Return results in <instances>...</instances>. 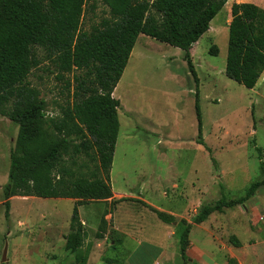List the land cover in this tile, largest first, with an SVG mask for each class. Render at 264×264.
Masks as SVG:
<instances>
[{
  "label": "rangeland",
  "instance_id": "rangeland-1",
  "mask_svg": "<svg viewBox=\"0 0 264 264\" xmlns=\"http://www.w3.org/2000/svg\"><path fill=\"white\" fill-rule=\"evenodd\" d=\"M259 1L255 4L263 6ZM227 8L211 21L209 33L201 36L191 53L199 82L201 134L210 154L195 142V85L183 61V52L138 36L114 90L116 94L112 95L119 101V130L109 177L116 195L138 198L162 211L173 206L179 212L186 209L187 201L214 203L220 198V187L228 199L238 198L250 183L263 179L259 157L264 163V73L251 90L225 76L226 25L230 21L229 17L225 25ZM108 18L107 6L100 0H88L80 29L90 31ZM212 46L218 49L216 56L209 54ZM37 56L40 64L27 80L45 101L46 118H59L61 108L70 101L68 82L72 81V74L59 77L55 65L41 50ZM16 135L17 127L0 115L1 189L7 182ZM167 163L175 164L176 171L168 170ZM1 189L0 264L5 246L6 264H66L59 240L69 233L73 203L67 199L15 198L10 201L6 220ZM193 208L188 206V212ZM107 212L129 234L115 250L111 240L116 237L109 234L112 222L105 226L103 238L96 237L101 218ZM79 218L86 234L81 250L87 257L86 264H107L106 259L117 260V264H128L130 260L142 264L150 257L149 253H142L146 244H157L152 234L158 238L160 229H170L132 199L112 204L88 202L79 207ZM105 220L110 219L106 216ZM201 228L202 233L212 235L214 244H208L198 229H194L191 239L216 261L228 264L231 258L235 264H264V186L243 206L211 215ZM230 236L241 242L240 248L229 243ZM52 239L50 245L45 244ZM160 241L171 259L168 264H181L178 237L165 235ZM136 251L129 260L128 255ZM192 256L189 259H194ZM71 257L72 264L74 256ZM198 264L212 263L203 258Z\"/></svg>",
  "mask_w": 264,
  "mask_h": 264
},
{
  "label": "trees",
  "instance_id": "trees-1",
  "mask_svg": "<svg viewBox=\"0 0 264 264\" xmlns=\"http://www.w3.org/2000/svg\"><path fill=\"white\" fill-rule=\"evenodd\" d=\"M87 1L0 0V115L17 127L7 182L1 189L4 218L9 219L13 197L73 200L69 233L64 238L65 251L74 256L72 264L87 261L81 252L86 234L79 207L88 202L127 201L113 200L109 183L119 130V101L112 95L139 35L183 52L195 85V142L210 154L201 134L199 82L190 50L228 0H100L109 10V18L82 31ZM229 14L225 76L251 90L264 73V9L234 3ZM38 50L55 65L59 77L72 74L70 101L61 108L59 118H46L45 101L27 80L40 64ZM209 54L216 56L217 47L212 46ZM257 152L260 156L259 149ZM210 160L215 164L212 157ZM259 161L261 181L250 183L238 198L228 199L220 187V198L201 205L189 221H177L137 201L162 223L175 224L181 264L188 261L186 249L193 226L203 224L214 213L243 206L264 186V163L260 157ZM110 214L101 218L98 239L106 232L105 217ZM109 234L116 237L111 240L115 250L122 240L113 229ZM229 243L241 247L235 236L229 237ZM228 264L235 260L229 259Z\"/></svg>",
  "mask_w": 264,
  "mask_h": 264
},
{
  "label": "crops",
  "instance_id": "crops-1",
  "mask_svg": "<svg viewBox=\"0 0 264 264\" xmlns=\"http://www.w3.org/2000/svg\"><path fill=\"white\" fill-rule=\"evenodd\" d=\"M256 1H259V0H228L227 3L223 7V8H225L226 6L228 7L227 8L228 9L227 10V14L228 15H227V18L225 20V25L227 23L226 21H228V18L230 17V14H229L230 13V6L232 4H234V3H237V4H239V3H251V4L256 5L255 4ZM261 1H262L261 3H263V6H259V7L264 9L263 8L264 7V0H261ZM226 26L228 27V24ZM209 30H210V27H209ZM209 30L207 31V33H209ZM195 46H196L195 44L192 46V48L190 50V54L192 53V49ZM113 95H114V93H113ZM166 167H167L168 170L172 169V171H176V169H177V166L175 164L172 165L171 163H167ZM172 176H174V175H172ZM0 189H1V187H0ZM112 193H113V200H119L120 198H124L126 200L132 199L134 201H141V202H144L145 204L153 207L154 209H157V210H159L161 212H164V213H167V214L173 216L177 221H179L180 219H184L186 221H189L190 218L196 214L197 210L200 207L199 205H201L200 201H198V203L197 202L196 203H193V202L189 203V201H187V202H185V205H184L186 209H182L179 212L174 211L172 209L173 206L169 207L168 210L162 211L161 209H159L157 207H154V206L150 205L149 203H147V202H145L143 200H140L138 198H135V197H132V196H129V195H121V194L116 195L114 192H112ZM15 198L22 199V200L23 199L24 200L25 199H30V197H13V198L10 199V201H12ZM67 200H69V199H67ZM69 201H71V203H74L73 200H69ZM188 206L191 207V208L195 206V208H193L192 211L188 212ZM214 214H216V213H214ZM107 217H109V219H110V220L106 221L107 225L109 226L110 225L109 223L112 222L111 223V229L115 230L119 234L122 242H124L125 238H127L129 236V234L125 230L123 231V229L121 228L122 225H121L120 222H116L114 220V216L112 215V213L110 215H108ZM81 223H83V222L81 221ZM204 223L200 224V225L193 226L191 231H190V233H189L188 247L186 249V256H187V260H188L187 264H198V262L201 261L203 258H206L212 264H225L224 260L223 261H216L215 259H213V256L210 253L205 252L204 250H202L199 247H196L194 245L193 240L191 239V237H192L191 235H192V232L194 231V229H198V233L203 238L207 239V243L208 244H210V245L214 244V240L212 239V235L205 234V233L201 232V230H202L201 225H204ZM168 226L170 227V229H168V228L167 229H164V228L160 229V230H162V231H160V234H159L160 237L157 238L155 236V234H152V238H155L154 241L157 240V244L156 243H147L146 244L147 246H146L145 250L142 253H149L150 257L146 261H144V263H142V264H168V263L171 262L170 261L171 259H170L169 255L167 253V249H164L162 244L160 243L161 239H163V238L165 239V235H167V238H169V236H176L175 227L174 226L171 227L170 225H168ZM161 234L163 235V237H161ZM59 241H60L59 243H62V251L64 253V257L66 256L65 258L67 259L66 260V264H71V262L73 261V260H71V258H72L71 256L72 255L69 254L68 252H66L65 249H64V243H65L64 238H61ZM51 242H53V239L50 242L46 241L45 244L46 245H50ZM143 244L144 243L142 242L141 245H143ZM137 252L138 251L133 252V254H131V255H128V259L130 260L133 256H135V254ZM190 254L193 255L192 257H194V259H189V255ZM223 257H224V255H223ZM228 257L230 258L232 256L230 255ZM210 258H212V259H210ZM130 261H128L129 262L128 264H138V263H132V262L130 263Z\"/></svg>",
  "mask_w": 264,
  "mask_h": 264
},
{
  "label": "water",
  "instance_id": "water-1",
  "mask_svg": "<svg viewBox=\"0 0 264 264\" xmlns=\"http://www.w3.org/2000/svg\"><path fill=\"white\" fill-rule=\"evenodd\" d=\"M6 252H7V247L5 246L4 250H3V253H2V256H1V263L2 264H6L7 263Z\"/></svg>",
  "mask_w": 264,
  "mask_h": 264
},
{
  "label": "bare ground",
  "instance_id": "bare-ground-1",
  "mask_svg": "<svg viewBox=\"0 0 264 264\" xmlns=\"http://www.w3.org/2000/svg\"><path fill=\"white\" fill-rule=\"evenodd\" d=\"M114 94H116L115 91H114Z\"/></svg>",
  "mask_w": 264,
  "mask_h": 264
}]
</instances>
